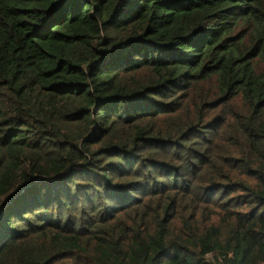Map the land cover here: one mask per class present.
I'll return each instance as SVG.
<instances>
[{
	"label": "trees",
	"instance_id": "16d2710c",
	"mask_svg": "<svg viewBox=\"0 0 264 264\" xmlns=\"http://www.w3.org/2000/svg\"><path fill=\"white\" fill-rule=\"evenodd\" d=\"M0 264H264V0H0Z\"/></svg>",
	"mask_w": 264,
	"mask_h": 264
}]
</instances>
